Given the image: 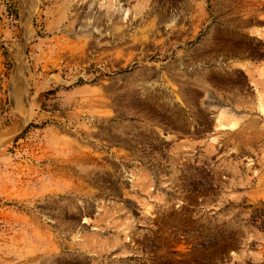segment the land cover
<instances>
[{
    "label": "rangeland",
    "instance_id": "rangeland-1",
    "mask_svg": "<svg viewBox=\"0 0 264 264\" xmlns=\"http://www.w3.org/2000/svg\"><path fill=\"white\" fill-rule=\"evenodd\" d=\"M0 264H264V0H0Z\"/></svg>",
    "mask_w": 264,
    "mask_h": 264
},
{
    "label": "bare ground",
    "instance_id": "bare-ground-1",
    "mask_svg": "<svg viewBox=\"0 0 264 264\" xmlns=\"http://www.w3.org/2000/svg\"><path fill=\"white\" fill-rule=\"evenodd\" d=\"M261 95H262V93H261ZM226 115H227L226 113H225V114H222V115L218 118V120H217V122H216V123H217V126L224 127V125H226L224 120H230ZM232 119H233V118H232ZM231 125H235V124L232 123Z\"/></svg>",
    "mask_w": 264,
    "mask_h": 264
}]
</instances>
